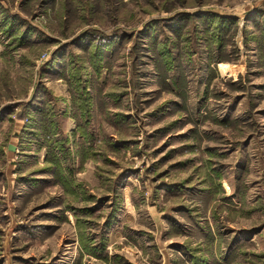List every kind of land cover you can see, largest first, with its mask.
Returning a JSON list of instances; mask_svg holds the SVG:
<instances>
[{
  "label": "rangeland",
  "instance_id": "374dc122",
  "mask_svg": "<svg viewBox=\"0 0 264 264\" xmlns=\"http://www.w3.org/2000/svg\"><path fill=\"white\" fill-rule=\"evenodd\" d=\"M0 264H264V0H0Z\"/></svg>",
  "mask_w": 264,
  "mask_h": 264
},
{
  "label": "water",
  "instance_id": "95a60500",
  "mask_svg": "<svg viewBox=\"0 0 264 264\" xmlns=\"http://www.w3.org/2000/svg\"><path fill=\"white\" fill-rule=\"evenodd\" d=\"M9 149L13 150L14 146L12 144L9 145Z\"/></svg>",
  "mask_w": 264,
  "mask_h": 264
}]
</instances>
